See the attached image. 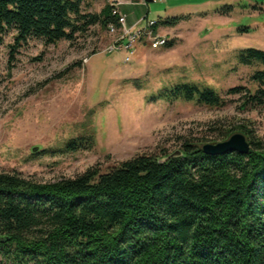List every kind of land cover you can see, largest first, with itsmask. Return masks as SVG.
<instances>
[{
  "label": "trees",
  "instance_id": "1",
  "mask_svg": "<svg viewBox=\"0 0 264 264\" xmlns=\"http://www.w3.org/2000/svg\"><path fill=\"white\" fill-rule=\"evenodd\" d=\"M85 1L0 0V44L11 33L13 55L30 40L45 47L73 42L93 26L117 23L108 7L84 13ZM235 60L253 69L251 86L226 95L249 110L264 109V51L242 50ZM170 95L169 103L228 105L214 89L192 84ZM215 133L211 141L188 136L162 164L171 155L164 150L103 174L93 167L45 183L0 173V264H264V138L244 126ZM236 133L247 138V155L202 153V145ZM93 146L92 136L79 137L57 153Z\"/></svg>",
  "mask_w": 264,
  "mask_h": 264
},
{
  "label": "rangeland",
  "instance_id": "2",
  "mask_svg": "<svg viewBox=\"0 0 264 264\" xmlns=\"http://www.w3.org/2000/svg\"><path fill=\"white\" fill-rule=\"evenodd\" d=\"M105 7V0H86L83 12L98 15ZM120 9L129 19L148 13L173 47L151 50L142 41L126 63L125 54L108 53L116 37L99 25L73 42L45 47L30 40L13 55L12 34L3 38L0 173L45 183L93 167L103 174L161 150L172 154L188 136L214 140L217 129L244 126L264 138V109L249 110L239 97L226 95L251 86L253 69L238 66L235 56L264 51V0H162ZM176 17L185 19L163 25ZM183 84L214 89L228 105L167 102ZM89 136L91 150L57 153L68 141Z\"/></svg>",
  "mask_w": 264,
  "mask_h": 264
},
{
  "label": "built area",
  "instance_id": "3",
  "mask_svg": "<svg viewBox=\"0 0 264 264\" xmlns=\"http://www.w3.org/2000/svg\"><path fill=\"white\" fill-rule=\"evenodd\" d=\"M162 0H105L111 10V15L117 18L116 24H110L107 30L115 36L114 44L108 48V53L120 52L125 54L126 63L130 61L138 43L145 41L151 50L164 48L167 44L165 37L156 32L157 22L147 19V14L139 18L131 26L122 15L120 8L124 5L147 7L148 3H158Z\"/></svg>",
  "mask_w": 264,
  "mask_h": 264
},
{
  "label": "water",
  "instance_id": "4",
  "mask_svg": "<svg viewBox=\"0 0 264 264\" xmlns=\"http://www.w3.org/2000/svg\"><path fill=\"white\" fill-rule=\"evenodd\" d=\"M201 151L207 156H223L228 153L247 155L250 151V145L247 138L243 134L236 133L225 141L202 145ZM175 155H177V151L173 152L169 157L159 160V163L162 164Z\"/></svg>",
  "mask_w": 264,
  "mask_h": 264
},
{
  "label": "crops",
  "instance_id": "5",
  "mask_svg": "<svg viewBox=\"0 0 264 264\" xmlns=\"http://www.w3.org/2000/svg\"><path fill=\"white\" fill-rule=\"evenodd\" d=\"M137 7H140V6H137ZM120 12H121L122 15H125V13L121 11V9H120ZM147 14H148V13H147ZM125 16H126V15H125ZM126 18H127V17H126ZM139 18H141V17H135V19H129V18H127V23H128V25L131 26V25H132L134 22H136ZM176 18H178V17H176ZM180 18H182V17H180ZM171 19H174V18H171ZM168 20H170V19H168Z\"/></svg>",
  "mask_w": 264,
  "mask_h": 264
}]
</instances>
